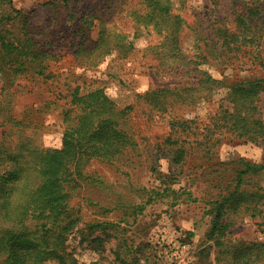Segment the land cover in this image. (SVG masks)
<instances>
[{"label":"rangeland","instance_id":"374dc122","mask_svg":"<svg viewBox=\"0 0 264 264\" xmlns=\"http://www.w3.org/2000/svg\"><path fill=\"white\" fill-rule=\"evenodd\" d=\"M215 1L214 13V0L187 1L183 15L191 28L182 36V51L198 54V43L202 47L214 44L213 26L239 35L232 11L246 3L258 7L263 51L264 0H233L236 6L231 0ZM139 2L79 0L65 6L52 0H13V8L30 24L49 33L52 45L46 50L53 57L15 79L0 72V150L11 152L20 140L60 148L70 90L78 85L103 88L118 107L135 108L130 126L147 131L149 138L142 141L137 136L135 150L111 161L93 159L73 176L67 190L79 221L65 247L67 264H233L232 246L237 242H264V169L242 175L240 182L238 178L247 163L264 166V144L244 142L222 128L224 123L219 128L215 125L221 123L222 111L229 104V83L264 78V70H241L243 63L238 62L227 69L201 64V73L223 81L205 100L204 85L188 73L191 65L174 58L156 32L138 38L126 57L115 47L103 44L97 49L100 27L107 30L111 45L135 31L127 17ZM85 14L87 19L94 17L96 27L81 30L79 16ZM215 18L223 22L216 24ZM16 28L13 32L19 33L20 25ZM211 62L216 63L214 58ZM39 68L43 76L36 75ZM164 89L190 91L184 104L182 98L172 99L171 107L180 118L169 128L172 141H177L169 148L159 144L169 130L168 121L159 117L161 105L152 107L141 98L146 92ZM257 107L264 122V92ZM149 117L154 121L151 125L146 122ZM177 149L183 151L179 162L174 161ZM238 184L240 193L256 197L243 201L239 210L227 212L223 221L230 226L224 246L217 247L209 239L212 212L216 201L234 192ZM102 222L107 223V230L91 228Z\"/></svg>","mask_w":264,"mask_h":264},{"label":"trees","instance_id":"16d2710c","mask_svg":"<svg viewBox=\"0 0 264 264\" xmlns=\"http://www.w3.org/2000/svg\"><path fill=\"white\" fill-rule=\"evenodd\" d=\"M78 1L52 0L53 3L65 6ZM187 1L140 0L139 7L128 11L130 15L127 17L131 19L135 31L121 37L120 42L112 41L111 45L107 30L100 27L97 49L102 48L103 44L115 47L120 56L126 57L135 48L138 38L156 32L163 38L162 44L172 51L174 58L191 65L192 69L187 71L204 85L205 100L211 97L215 87L223 85V81L201 73V64L211 63L227 69L238 62L243 63L241 70H264V50H261L260 45L262 37L258 36L259 22L256 19L258 7L251 3L237 6L232 14L240 28L239 35L224 27L213 26L211 29L217 38L211 39L214 44L202 47L198 43V54L187 55L181 49L182 36L187 28H191L183 15ZM231 3L236 6L233 0ZM213 4L211 11L214 13L217 2L214 0ZM86 16H79L81 30H90L97 25L93 16L88 19ZM70 18L74 19L75 15H70ZM215 20L216 24L223 22L218 18ZM18 24L20 31L14 33L13 29H17ZM197 32L202 34L201 30ZM48 35L15 10L13 0H0V72L6 71L15 79L26 73L31 66H41L49 57H53L46 50L52 45ZM211 58L216 63L211 62ZM36 70V75H44L42 69ZM228 90L229 104L222 111L221 123H216L215 127L219 128L224 123L222 128L236 138L264 144V122L257 114L258 99L264 92V78L229 83ZM189 92L164 89L146 92L141 98L152 107L161 105L158 108L161 114L159 117L160 120L168 121L166 126L169 129L177 124L176 118H180L177 110L171 107L174 105L173 97L182 98L180 103L184 104L189 100ZM70 96L68 108L63 112L65 128L60 148L39 147L31 140H20L16 148L9 150L11 152L0 150V264H46L52 261L67 264L69 259L65 247L79 221L70 206V193L67 190L74 181L73 176L79 175L81 169L93 159L111 161L129 149L135 150L138 147L137 136H142V141L149 138L147 131H136L130 126L135 108L118 107L103 88L78 85L70 90ZM152 121L153 118L149 117L146 122L151 125ZM171 131L169 129L159 143L165 148L177 142L172 141ZM174 154V161L179 162L183 151L177 149ZM263 169L264 166L247 163L246 169L238 174L239 182L242 175ZM238 187L239 184L234 192L216 201L212 212L209 239L217 247L224 246L222 240L230 226V223L223 221L227 212L239 210L243 201L256 197L240 193ZM106 227L107 223L104 222L91 226L92 229L102 230H107ZM232 248L233 264H264V242H237Z\"/></svg>","mask_w":264,"mask_h":264}]
</instances>
